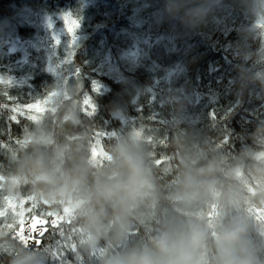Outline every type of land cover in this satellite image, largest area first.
<instances>
[{
  "label": "clouds",
  "instance_id": "9594fccd",
  "mask_svg": "<svg viewBox=\"0 0 264 264\" xmlns=\"http://www.w3.org/2000/svg\"><path fill=\"white\" fill-rule=\"evenodd\" d=\"M148 3L151 26L172 42L239 17L230 84L238 104L264 103V0ZM11 42L0 27V51ZM145 56L133 42L120 59L135 67ZM187 71L178 64L163 77L160 124L129 117L155 92L122 74L128 99L108 106V119L98 118L99 82L88 91L58 79L20 110L19 133L0 139V264H264V115L243 134L215 116L198 128L192 92L176 87ZM9 89L0 88V111L16 120ZM110 121L119 127L109 130ZM53 235L54 247L45 242Z\"/></svg>",
  "mask_w": 264,
  "mask_h": 264
},
{
  "label": "trees",
  "instance_id": "16d2710c",
  "mask_svg": "<svg viewBox=\"0 0 264 264\" xmlns=\"http://www.w3.org/2000/svg\"><path fill=\"white\" fill-rule=\"evenodd\" d=\"M151 11L148 0H0V27L8 30L12 41L0 51V88H10L8 109H17L12 113L16 120L0 111V139L19 133L17 121L25 119L20 110L26 112L28 104L40 103L58 79H67L70 84L75 80L88 91L93 82L102 84V94L93 95L98 118L104 119H108V106L128 99L117 75L140 86L150 84L155 99L130 105L128 115L133 120L153 116L160 124L168 115L160 107L165 91L163 77L178 64L188 68L187 83L182 78L176 87L183 85L192 92L189 114L198 128L208 129L215 116L220 128L236 134L249 131L256 117L264 115V103L246 96L238 104L230 84L236 61L227 49L236 40L234 29L240 18L225 19L199 34L172 42L165 29L151 26ZM65 17L69 24L74 20L80 26L74 27L72 34L64 26ZM133 42L146 56L141 64L130 67L120 56ZM107 127H119V122L110 121ZM49 235L45 233V237ZM58 239L53 235L45 242L54 247ZM63 259L73 257L69 253ZM50 264H62V260L52 257Z\"/></svg>",
  "mask_w": 264,
  "mask_h": 264
},
{
  "label": "snow or ice",
  "instance_id": "6c2138e0",
  "mask_svg": "<svg viewBox=\"0 0 264 264\" xmlns=\"http://www.w3.org/2000/svg\"><path fill=\"white\" fill-rule=\"evenodd\" d=\"M65 21H66V23H68L67 17H65ZM74 27H79V25L77 24L76 21L73 20V21H71V23L68 25V28H67V31L69 34L73 33ZM57 43H59L58 40H57ZM74 43H75V35H72V44H74ZM36 107H38V105H36Z\"/></svg>",
  "mask_w": 264,
  "mask_h": 264
},
{
  "label": "rangeland",
  "instance_id": "374dc122",
  "mask_svg": "<svg viewBox=\"0 0 264 264\" xmlns=\"http://www.w3.org/2000/svg\"><path fill=\"white\" fill-rule=\"evenodd\" d=\"M67 21H68V19H67ZM63 22H65V25H66V26L69 25V21H68V23H66L65 18H63ZM74 83H77V81L74 80L72 84H74ZM39 240H40V239H39Z\"/></svg>",
  "mask_w": 264,
  "mask_h": 264
},
{
  "label": "water",
  "instance_id": "95a60500",
  "mask_svg": "<svg viewBox=\"0 0 264 264\" xmlns=\"http://www.w3.org/2000/svg\"><path fill=\"white\" fill-rule=\"evenodd\" d=\"M41 237H37V239H40ZM33 245H35V242H33Z\"/></svg>",
  "mask_w": 264,
  "mask_h": 264
}]
</instances>
